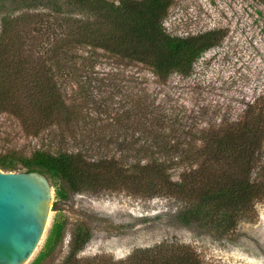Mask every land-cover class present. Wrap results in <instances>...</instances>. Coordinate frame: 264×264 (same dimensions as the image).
<instances>
[{
	"label": "trees",
	"instance_id": "trees-1",
	"mask_svg": "<svg viewBox=\"0 0 264 264\" xmlns=\"http://www.w3.org/2000/svg\"><path fill=\"white\" fill-rule=\"evenodd\" d=\"M174 1L0 0V112L29 138L52 137L55 150L36 149L22 166L57 182L60 197H162L177 205L165 214L174 225L227 239L264 202V97L235 120L199 127L140 86L131 66L146 67L164 85L174 74L191 76L227 37L222 28L170 35L163 20ZM16 168L0 158V170ZM82 226L60 264H206L177 241L137 248L120 261L78 259L89 241ZM64 232L63 223L53 224L33 264L60 247Z\"/></svg>",
	"mask_w": 264,
	"mask_h": 264
},
{
	"label": "rangeland",
	"instance_id": "rangeland-1",
	"mask_svg": "<svg viewBox=\"0 0 264 264\" xmlns=\"http://www.w3.org/2000/svg\"><path fill=\"white\" fill-rule=\"evenodd\" d=\"M163 26L178 37L219 28L228 31L220 46L196 61L189 77L174 74L161 85L146 67L129 68L128 72L141 81L140 86L157 95L167 108H179L190 124L201 127L222 118L235 120L246 103L264 97V0H175ZM51 138H29L18 120L0 112V158L18 165L8 172H26L22 162L36 149L55 150L57 145ZM50 183L49 223L26 264H33L40 256L55 222L65 226L63 243L41 264H60L81 224L89 241L78 259L104 256L120 261L137 248L177 241L192 246L206 264H264V202L257 204L252 217L242 222L231 238L215 239L209 232L170 222L165 214L175 212L174 201L135 197L125 191H83L62 198L57 182Z\"/></svg>",
	"mask_w": 264,
	"mask_h": 264
},
{
	"label": "water",
	"instance_id": "water-1",
	"mask_svg": "<svg viewBox=\"0 0 264 264\" xmlns=\"http://www.w3.org/2000/svg\"><path fill=\"white\" fill-rule=\"evenodd\" d=\"M52 193L42 173L0 170V264H26L35 254L49 223Z\"/></svg>",
	"mask_w": 264,
	"mask_h": 264
}]
</instances>
